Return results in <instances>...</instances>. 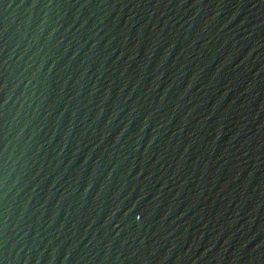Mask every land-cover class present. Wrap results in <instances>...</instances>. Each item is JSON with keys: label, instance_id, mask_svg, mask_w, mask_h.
<instances>
[{"label": "water", "instance_id": "95a60500", "mask_svg": "<svg viewBox=\"0 0 264 264\" xmlns=\"http://www.w3.org/2000/svg\"><path fill=\"white\" fill-rule=\"evenodd\" d=\"M0 264H264V0H0Z\"/></svg>", "mask_w": 264, "mask_h": 264}]
</instances>
